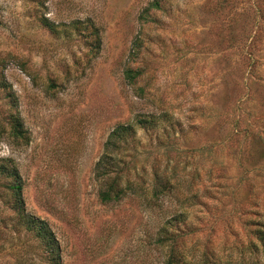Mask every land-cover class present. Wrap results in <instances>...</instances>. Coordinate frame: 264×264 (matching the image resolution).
<instances>
[{"label":"rangeland","instance_id":"374dc122","mask_svg":"<svg viewBox=\"0 0 264 264\" xmlns=\"http://www.w3.org/2000/svg\"><path fill=\"white\" fill-rule=\"evenodd\" d=\"M127 69L142 70L135 85ZM0 74L30 135L28 146L9 136L15 111L0 89V160L14 163L63 264H163L156 235L181 213L197 228L179 241L188 264H264V0H0ZM163 113L174 127L138 130L126 160L145 195L102 204L95 166L109 135ZM154 174L170 183L158 200ZM10 214L0 211V264H44Z\"/></svg>","mask_w":264,"mask_h":264},{"label":"trees","instance_id":"16d2710c","mask_svg":"<svg viewBox=\"0 0 264 264\" xmlns=\"http://www.w3.org/2000/svg\"><path fill=\"white\" fill-rule=\"evenodd\" d=\"M152 6L155 8L159 7L157 2L152 4ZM41 24L51 34L58 33L57 26L48 20L43 21ZM85 31H88V33L84 37V41L91 55L96 56L101 48L98 32L94 28L89 31L87 27ZM142 74V70L127 69L124 75L129 84L135 85ZM0 89L7 92L9 103L12 104V108L15 111L9 118V136L17 143L16 145L28 146L30 144V135L24 128L18 112L16 95L11 86L7 84L3 74H0ZM137 97H144L142 88H138ZM161 122L169 123L170 128L174 127L172 118L167 116L166 113L161 114L159 117L139 115L134 123L128 125L120 124L109 135L104 152L95 166V180L100 184L98 198L102 204L118 203L128 196L139 194V192L145 195L144 189L139 185V182L132 180L131 168H129V163L126 160L130 154V157L133 156L136 152V146L139 145L138 130L146 134L155 132L160 129ZM151 182L150 199L158 200L161 195L167 193V187L170 185L169 180H164L154 174ZM22 191V181L14 163L11 160H0V198L4 200V208L0 206V211L5 212L8 210L11 213L6 219V222H9V229L16 235L17 240L23 237L29 242V249L28 247L27 249L30 251L31 248L32 253L42 263L63 264L61 248L54 233L46 222L27 213ZM4 221L5 219L0 220L1 223L8 227ZM195 227H190V225L187 227L186 218L181 213L168 220L160 228L156 235V243L160 248L166 250L163 264H188L186 254L179 249V241L183 240L186 231L191 229L195 232L197 230ZM255 235L264 246V232L258 229ZM200 264L210 263H207L206 260H200Z\"/></svg>","mask_w":264,"mask_h":264}]
</instances>
